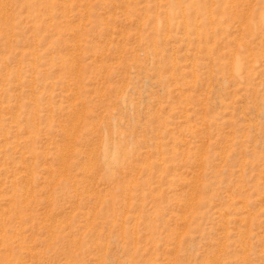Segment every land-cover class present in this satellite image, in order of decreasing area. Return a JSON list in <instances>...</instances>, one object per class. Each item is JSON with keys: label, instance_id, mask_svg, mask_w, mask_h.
<instances>
[{"label": "rangeland", "instance_id": "rangeland-1", "mask_svg": "<svg viewBox=\"0 0 264 264\" xmlns=\"http://www.w3.org/2000/svg\"><path fill=\"white\" fill-rule=\"evenodd\" d=\"M0 264H264V0H0Z\"/></svg>", "mask_w": 264, "mask_h": 264}]
</instances>
